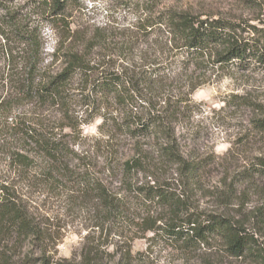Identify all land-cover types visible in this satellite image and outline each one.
<instances>
[{
    "label": "trees",
    "instance_id": "16d2710c",
    "mask_svg": "<svg viewBox=\"0 0 264 264\" xmlns=\"http://www.w3.org/2000/svg\"><path fill=\"white\" fill-rule=\"evenodd\" d=\"M13 3L0 0V153L8 164L0 172V238L13 231L25 238L41 235L30 205L32 190L76 182L81 190L94 192L109 213L149 203L164 208L167 216L148 219L146 230L184 252L215 245L262 261L264 246L256 230L226 212L193 206L184 191L169 187L163 169L177 164L189 178L202 169L201 163L185 158L176 126L202 82H180L183 74L175 70L194 64L259 72L264 69V29L247 21L202 17L163 0H117L115 8L136 15L120 33L124 40H113L117 32L105 24L89 38L57 40L46 51V25L65 38L79 35L72 32L71 17L81 0H24L16 8ZM150 36L162 40H143ZM57 60L60 66L54 71ZM230 99L255 105L245 96ZM22 103L28 108L18 112ZM79 103L99 111L109 144L105 169L110 175L118 168L120 189L128 195L112 193L101 178H94L93 164L64 132L89 123L75 114ZM256 116L254 129L264 133V112ZM119 135L130 141L131 155H118L121 145L109 142L121 140ZM246 171L243 179L263 177L264 156H256Z\"/></svg>",
    "mask_w": 264,
    "mask_h": 264
},
{
    "label": "rangeland",
    "instance_id": "374dc122",
    "mask_svg": "<svg viewBox=\"0 0 264 264\" xmlns=\"http://www.w3.org/2000/svg\"><path fill=\"white\" fill-rule=\"evenodd\" d=\"M23 1L14 0L12 7H18ZM116 1L81 0V8L74 9L71 17L72 32L79 31L76 37L65 38L46 25L43 30L46 51L57 46V40H82L81 35L89 38L96 27L105 24L117 32L113 40H124L120 33L129 28L136 15L115 8L112 4ZM162 4L202 17L247 21L264 29V0H256V3L252 0H163ZM155 38L150 36L143 40ZM2 40L0 36V42ZM66 43L61 46H67ZM0 58H3L1 52ZM59 66L60 60H57L52 70H58ZM186 67L175 70L183 74L180 82L191 79L202 83L191 96L190 110L176 121L177 139L185 158L201 163L202 169L189 178L179 173V165L170 163L163 169V177L167 178L171 189L184 191L193 206L223 211L245 222L247 227L257 231L264 246V175L250 180L243 179L242 175L247 173L256 156H264V133L256 131L252 121L264 112V69L242 73L217 66L200 68L192 64ZM233 95L248 97L255 105L233 101L230 99ZM18 107V112L28 108L26 103ZM87 107L75 104V114L89 123L81 124L77 131L68 128L64 132L70 134L68 138L75 150L93 164L92 176L101 178L112 193L126 196L124 189H120L123 185L119 182L122 176L118 168L110 175L105 169L109 144L107 133L100 128V113L94 112L92 106ZM119 136L121 140L110 139L109 142L121 145L118 155H131L130 141ZM7 169V160L0 153V172L4 174ZM145 177L143 173L139 175L140 179ZM79 187L83 186L65 182L55 189L34 188L29 197L30 205L43 233L30 238L21 237L16 231L4 235L0 238V264H264V259L257 262L248 256L237 257L215 245L184 252L146 230L148 219L167 216L164 208L149 203L109 213L94 192Z\"/></svg>",
    "mask_w": 264,
    "mask_h": 264
},
{
    "label": "clouds",
    "instance_id": "9594fccd",
    "mask_svg": "<svg viewBox=\"0 0 264 264\" xmlns=\"http://www.w3.org/2000/svg\"><path fill=\"white\" fill-rule=\"evenodd\" d=\"M49 50H51V49H49Z\"/></svg>",
    "mask_w": 264,
    "mask_h": 264
}]
</instances>
